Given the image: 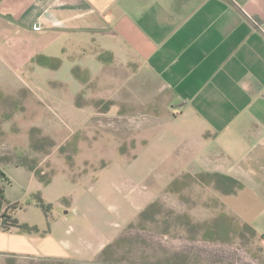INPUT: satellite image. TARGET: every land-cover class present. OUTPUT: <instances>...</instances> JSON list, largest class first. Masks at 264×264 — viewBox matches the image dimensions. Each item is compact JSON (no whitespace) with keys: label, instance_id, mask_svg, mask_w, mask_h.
I'll return each instance as SVG.
<instances>
[{"label":"rangeland","instance_id":"obj_1","mask_svg":"<svg viewBox=\"0 0 264 264\" xmlns=\"http://www.w3.org/2000/svg\"><path fill=\"white\" fill-rule=\"evenodd\" d=\"M46 41L35 56L47 64L20 62L0 85V168L12 180L1 184L22 209L43 190L50 221L105 242L0 264H264V234L232 211L242 181L195 167L194 122L175 113L162 79L108 33ZM22 215L47 224L38 205Z\"/></svg>","mask_w":264,"mask_h":264},{"label":"crops","instance_id":"obj_2","mask_svg":"<svg viewBox=\"0 0 264 264\" xmlns=\"http://www.w3.org/2000/svg\"><path fill=\"white\" fill-rule=\"evenodd\" d=\"M74 32L108 33L162 79L175 113L194 122L186 131L195 167L241 180L232 211L264 234V0H0V85L39 54L41 39ZM36 206L14 217L39 231L0 229V254L64 258L105 242L85 226L73 232L47 214L46 225L22 215Z\"/></svg>","mask_w":264,"mask_h":264},{"label":"trees","instance_id":"obj_3","mask_svg":"<svg viewBox=\"0 0 264 264\" xmlns=\"http://www.w3.org/2000/svg\"><path fill=\"white\" fill-rule=\"evenodd\" d=\"M34 60H37L40 64H47V62H45V60H47L46 56L43 55H38L35 56L33 58ZM22 165H26V164H22ZM31 170H33L35 172L36 177L39 179V174L36 170H34V168H30ZM2 177H6L5 173L2 171V169L0 168V179ZM228 179H232L235 180V178H233L232 176H225ZM40 181H43L41 179H39ZM236 181V180H235ZM44 182V181H43ZM31 198L33 201L36 202V205L40 206L46 214H49L50 211L53 208V203L48 202L44 199L42 193L40 191L38 192H33L31 194ZM31 201H28L27 204H30ZM24 204H21L19 202H14V203H10L6 200L5 197V185L1 184V180H0V212L2 211L3 208H5L4 212H3V218H4V224L6 225V222L11 220V225L19 227L21 230H26V231H39L37 226H31L27 223H20V221L13 216V214L18 210V209H22L24 206ZM12 214V215H11Z\"/></svg>","mask_w":264,"mask_h":264},{"label":"built area","instance_id":"obj_4","mask_svg":"<svg viewBox=\"0 0 264 264\" xmlns=\"http://www.w3.org/2000/svg\"><path fill=\"white\" fill-rule=\"evenodd\" d=\"M5 208L2 209V211L0 212V229H4L6 226L4 224V218H3V212H4Z\"/></svg>","mask_w":264,"mask_h":264},{"label":"water","instance_id":"obj_5","mask_svg":"<svg viewBox=\"0 0 264 264\" xmlns=\"http://www.w3.org/2000/svg\"><path fill=\"white\" fill-rule=\"evenodd\" d=\"M37 28H39V25H37ZM87 261V260H86ZM88 262H90V261H88Z\"/></svg>","mask_w":264,"mask_h":264}]
</instances>
